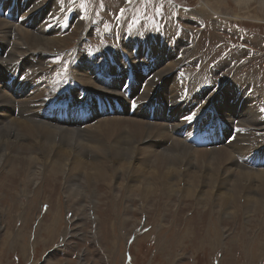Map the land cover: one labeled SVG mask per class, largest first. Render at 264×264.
<instances>
[{
    "label": "rangeland",
    "instance_id": "rangeland-1",
    "mask_svg": "<svg viewBox=\"0 0 264 264\" xmlns=\"http://www.w3.org/2000/svg\"><path fill=\"white\" fill-rule=\"evenodd\" d=\"M5 1L0 0V6L13 10L10 13L15 15L12 21L5 19L15 30L8 39L21 43L24 39L23 30L30 34L34 31L32 32L31 23L30 26H25L19 19L25 17L32 23L36 20L29 18V12L22 8L19 0H9L8 4ZM205 1L27 0L26 4L32 8V13L40 17L37 26L48 27L45 31L46 38L51 37L50 39H58L57 41L65 39L67 42L65 46L59 43V46L52 47L50 53H43L44 60L40 65L37 60L29 62L26 68L22 65V72L26 75L19 86L16 84L17 90L12 86L14 78L0 84V90L13 97L17 103L20 102L19 99L26 97H19L20 94L32 96L33 102L41 103L43 94L47 92L46 98L53 95L51 91L48 92L45 82L55 71L62 83L59 95L65 96L68 93L69 84L62 80L68 76L73 78L75 85L87 90L88 87L80 81L83 75L91 73L89 68L92 61L96 63V58L99 59L97 61L103 67L99 73L117 77L121 69H108L112 58L110 55L118 52L130 57L132 48L127 41L150 36L148 40L155 41L154 44L160 42L159 39L166 40L168 37L189 41L188 53L191 51L193 58L177 65L179 80H190L197 84L217 81L218 84L225 83L226 89L232 87L233 90L246 83L250 88L246 91L248 94H254L256 89L252 85H255L263 95L264 10L258 3H253L249 8H240L231 0L229 3H225V0H207L208 6ZM214 5L220 6H215L217 10H214ZM57 6L66 7L63 18L55 15ZM47 9L45 17L42 16ZM50 12L54 14L51 21L47 18ZM236 15L238 18L234 17ZM68 16L84 22L78 25L75 21L69 23L68 20L66 23ZM16 17L18 22H15ZM1 19L4 20L2 17ZM156 36L159 39L154 38ZM0 38L4 37L0 35ZM154 50L152 49L153 52ZM168 51L174 55L173 49ZM0 53H3L2 47ZM124 61L120 58L119 63L123 64ZM153 63L155 72L163 67H157L155 64L159 63L155 59ZM80 64L85 65V72L76 69ZM123 65L126 66V63ZM32 66L37 72L34 76L37 75L38 78L35 86ZM39 78L44 83L40 86L43 87L41 91L38 89V83H42ZM32 80L33 91L36 93L32 91L29 94L24 91V86ZM106 81L109 82V78ZM149 84L150 82L144 86L148 88ZM176 84L180 89L178 82ZM144 86H138L136 90L145 91ZM168 90L164 88V92L170 93L171 89ZM151 96L153 99V93ZM152 99L150 103H146V111L154 107ZM242 99L238 96L232 100H224L218 114L222 115V106L226 102L231 106L237 103L244 106ZM66 100L70 99L66 98L65 104ZM84 100L83 103L86 102ZM69 105L79 119L99 112L91 103H87L85 109L78 110L81 111V115H78L75 103L69 102ZM160 107L165 110L169 108L164 102ZM234 111L235 109L232 113ZM4 112V118H1L6 124H0V130L12 122L20 123L13 112ZM171 113H176V109L171 110ZM167 118L170 120V117ZM21 121L26 122L24 118ZM51 125L59 127L57 124ZM94 127L95 124L91 122L85 127V131ZM169 136L161 142L168 143L177 139L174 135ZM21 140L23 143V138ZM256 141L258 140H248L246 146H251ZM88 145L90 153L96 152L94 147H98L97 145ZM239 147L242 148V145ZM149 148L156 150L152 146ZM197 150L210 151L207 148L193 149L194 152ZM63 151L66 152L67 149ZM236 152L237 150L233 154L237 155ZM138 156L134 159V164L143 162L144 167L140 169L149 173L135 172L126 179L122 173L114 178L115 172L110 170L109 178L99 182L94 177L96 170L87 167L97 164L98 168L105 159H95L90 154L85 158L87 167L78 168L69 167L67 159L59 158L57 154L52 159L55 164L53 167L45 163L50 159H44L41 155H37V163L29 169L15 166L9 159H0V264H264L263 215L257 216L254 211L242 208L236 214L233 203L224 206V209L222 202L217 203L214 199L217 195L205 200L203 192L210 191L209 184L201 187V191L196 188L194 197L182 198L183 192L188 189L183 184H178L176 175L170 179V186H174L177 191L170 198L163 196L164 189H160L159 185L155 187L157 194L146 196L148 191L142 189L155 184L151 176L153 167L150 159L142 153ZM122 164L125 165L126 160ZM193 166L191 171L197 172V164ZM256 166L261 168L259 162ZM91 176L92 180L88 181ZM235 177L234 175V179ZM228 188L232 190V186L228 185Z\"/></svg>",
    "mask_w": 264,
    "mask_h": 264
},
{
    "label": "bare ground",
    "instance_id": "bare-ground-1",
    "mask_svg": "<svg viewBox=\"0 0 264 264\" xmlns=\"http://www.w3.org/2000/svg\"><path fill=\"white\" fill-rule=\"evenodd\" d=\"M6 1L7 4L10 3L9 0ZM206 1L205 4L208 6ZM228 1L225 0V3H229ZM231 1L240 8H249L253 3H258L264 10V0ZM19 2L22 4V8L29 12V18L36 20L35 23H32V21L24 19L25 17L19 19L25 26H30L31 23L32 32L34 31L30 34L29 31L23 30L24 39L21 43L9 41L8 37L15 30L6 20L13 19L15 15L5 12L0 6V35L4 37L0 38V47L3 48V53H0V55L2 54L0 56V84L5 83L9 78H14L15 82L12 86L15 90H17L16 84L19 86V82L26 75L22 72V65L23 68H26L29 62L36 60L40 65L44 60L42 58L43 53H50L52 47L60 44L65 46L64 44L67 42L65 39L57 41L58 39H50L51 37L46 38L45 31L48 27L37 26L40 23V17L32 13V8L26 4L27 0H19ZM215 6L219 7L220 5L212 6L214 10H217ZM55 8V15L63 18L66 7L57 6ZM48 10H45L42 16ZM4 13L8 14L7 18L4 16L5 21L1 19ZM51 15L52 12L48 13L47 16L50 21L54 18V14ZM234 17L238 18L237 15ZM68 20L69 23L75 21L78 25L84 22L77 18L74 19L73 16H68L66 23ZM149 37L127 41L132 48V50L129 48L131 50L130 57L124 54L120 55L118 52L110 55L112 58L109 61L110 68L108 69L112 71L121 69L120 75L117 77L99 73V70L103 68L97 61L99 59L96 58V63L92 61V66L89 68L91 73L83 75V79L80 81L88 87L87 90L75 85L70 76L64 79L60 77L69 84V87H67L68 93L65 96L59 95L62 91V83L59 82L57 78L59 74L58 72L55 74L56 71L45 82L48 92L51 91L53 95L51 98H46V92L43 94L41 103L33 102V97L27 94H20L19 97H26L25 100L19 99L20 102L17 103L13 97L3 94L0 90V124L2 126L6 124L1 118L4 111L13 112L20 119V123L12 122L5 129L0 130V159H9L15 163V166L28 167L29 169L37 163V155H41L44 159L49 158L50 161H45V163L53 167L55 164L52 159L57 154V157L67 159L69 167L78 168V166L87 167L85 158L86 155L90 154L95 159H105L98 168H96L97 164H91L87 167L96 170L94 177L99 182L109 178L110 170L115 172L114 178H118L119 174L122 173L126 179L128 175L133 176L135 172L149 173L140 169V167H144L143 162L134 164V159L142 153L152 163L153 172L151 176L155 182L153 187L146 186L142 189L148 191L146 196L157 194L155 187L159 185L160 189L161 187L164 189L163 196L170 198L177 191L174 186H170V179L176 175L179 180L178 184H183L188 189L187 192H183L182 198L183 196L185 198L194 197L197 190L209 184L210 191L203 192L206 197L205 200L213 199L212 197L217 195L214 198L217 203L222 202L223 208L233 203L236 214L242 208L245 211H254L257 216H264V172H262L264 171V138L261 140L264 137V100L262 99L264 94L262 95L255 85H252L256 89L254 94H248L246 91H249L250 88L246 83L233 90L232 87L226 89L225 83L218 84L217 81L197 84L190 80H179L177 65L184 64L187 59L193 58L191 51L188 53L189 41L174 37L163 40L156 36L154 38L161 41L154 44L155 41H149ZM152 49H155V52ZM169 49L174 50V55L168 51ZM120 58L126 61H124L126 66L123 65L124 63H119ZM154 59L159 63L155 64L157 67L163 66L159 69H162L159 73V70L155 72L153 69L155 68L153 66ZM102 62L100 61V63ZM168 63L169 65H167ZM32 67L34 68L32 69L33 77L37 72L35 67ZM76 69L85 72V65L80 64ZM45 70L46 68L43 69V71ZM106 71L110 70L106 69ZM36 76L33 77L34 82L33 80L28 81L27 85L24 86V91L29 94L34 90L32 86L36 84V79H38ZM108 78L109 82L106 81ZM40 81L42 83H38V89L41 91L43 87L40 86H43L44 83L43 80ZM149 82L148 89L144 85ZM177 82L180 89L176 84ZM141 85L144 86L145 91L136 90ZM235 85L233 86L235 87ZM165 87L172 91L170 90V93L164 92ZM33 92L36 93V91ZM85 96L86 102L83 103ZM238 96L243 98L245 103L244 106L242 105L243 107L236 102V105L233 106L226 102L222 106L221 113L223 116L218 114L220 104L224 100L227 101L228 98L232 100ZM66 98L70 99L66 100L67 104H65ZM151 99L152 104L155 102L153 105L156 116L154 123L149 122L153 108L146 111V103H150ZM215 99L219 101H215ZM69 102L75 103L74 106L78 115H81V111L78 110L85 109L84 106L87 103H91L93 108L98 109L99 112H95L93 115L88 114L90 116L86 115V118L79 119ZM163 102L169 107L167 110L160 107ZM101 104L102 107L100 108L99 105ZM109 104L116 108L113 117L103 114L110 112ZM175 109L176 113H171V110ZM233 109L235 111L232 113ZM168 113L172 114L170 120L166 117ZM227 114L229 115L227 116ZM88 117L90 118L89 121ZM187 117H192V119L189 120ZM21 118H24L26 122H22ZM160 119L165 121H158ZM81 121L86 125L82 124ZM91 122L95 124V127L87 128L88 130L85 131V127H88ZM51 124H57L59 127ZM168 133L177 139L168 143L161 142V140L170 137ZM174 137L172 138L174 139ZM22 138L23 143L21 142ZM251 139L258 141L252 143L251 146H246L248 140ZM89 143L98 146L94 147L96 152H89ZM240 145L244 149L239 147ZM151 146L156 150L149 148ZM234 147L235 149H233ZM159 148L161 151H158ZM201 148H207L210 151H193V149ZM63 149H67V151L65 152ZM235 150H237V155L233 154ZM124 160H126L125 165L122 164ZM258 162L261 168L256 166ZM195 163L197 164V172L191 171ZM234 175L236 176L235 179ZM90 180H92V176L88 178V181ZM228 185L232 186V190L228 188ZM196 188L197 190H195Z\"/></svg>",
    "mask_w": 264,
    "mask_h": 264
},
{
    "label": "snow or ice",
    "instance_id": "snow-or-ice-1",
    "mask_svg": "<svg viewBox=\"0 0 264 264\" xmlns=\"http://www.w3.org/2000/svg\"><path fill=\"white\" fill-rule=\"evenodd\" d=\"M133 103H134V102H133ZM187 119L191 120V119H192V117H187Z\"/></svg>",
    "mask_w": 264,
    "mask_h": 264
}]
</instances>
